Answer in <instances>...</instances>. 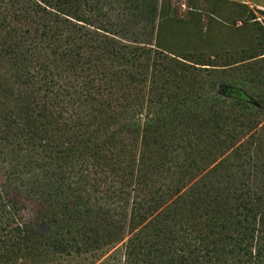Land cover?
<instances>
[{"label":"trees","instance_id":"16d2710c","mask_svg":"<svg viewBox=\"0 0 264 264\" xmlns=\"http://www.w3.org/2000/svg\"><path fill=\"white\" fill-rule=\"evenodd\" d=\"M160 1L0 0L6 262L35 259L36 217L60 207L95 256L140 228L133 264H264V183L244 182L237 161L256 158L250 174L264 181V89L255 86L264 22L250 10L237 16L232 34L252 35L223 58L162 41ZM213 1L228 3L205 0ZM153 45L167 58L162 72L145 67ZM238 51L251 54L237 59ZM227 69L241 72H218ZM214 200L231 210L218 230L200 221L201 205ZM170 206L163 227L147 233Z\"/></svg>","mask_w":264,"mask_h":264},{"label":"rangeland","instance_id":"374dc122","mask_svg":"<svg viewBox=\"0 0 264 264\" xmlns=\"http://www.w3.org/2000/svg\"><path fill=\"white\" fill-rule=\"evenodd\" d=\"M223 1H227L228 3H216L213 1L212 4H208L205 0H191L193 5H198L201 9L200 13H197L190 11L191 8L188 6L189 0H161L160 7H162L163 13L168 17H164V20L161 22L160 27L162 31L158 29L159 33L162 32L161 40L172 41L175 39L178 40V42L181 41V44L184 45L183 48L190 49L192 48L191 46H196L209 51L210 54L211 52L220 51L219 53H223V58L231 53L230 48L234 46L237 47L242 43L247 45L252 32H245L246 34L243 36H235L232 34L235 29L232 24L235 19H237V16L245 18L248 14V10L254 12L258 17V21L263 24L264 15L260 14L259 11L264 12V0ZM235 3L242 4L246 9L235 6ZM215 4H217V6H215ZM241 24V22H238L237 27ZM210 26L213 27L211 30ZM196 49L197 48L193 50ZM148 50L151 51H149L147 55L145 54L146 58L144 59L147 72H162L158 62H166L167 58L158 54L159 50L155 45L149 47ZM238 52L239 53H233L236 55L234 56L237 59H246L251 54V51ZM139 59L141 58H138V60ZM141 62L143 61H140V63ZM249 64L251 63H245V65ZM164 72H167L166 69H164ZM218 72L241 71L227 69L226 71ZM243 74L248 75L249 73L243 72ZM260 78L257 79L255 86H258L259 89L262 90L264 89V75L261 79ZM202 79H206L203 74L199 78L200 82H203ZM248 79L249 83L253 80L249 77ZM221 84L222 83H218L219 90ZM242 155L246 154L244 153ZM255 160L257 159L249 157V155L241 160H237L239 163L245 164L243 170H245V174L248 176L247 178L243 177L242 180L247 184L254 185L257 183H264V181H260L250 174ZM4 180V176L0 174V182ZM201 206L203 211H201L200 221L203 224L214 227L213 230L222 229V226L231 222L229 216L231 210L226 202L214 200L210 206L205 203ZM30 207L31 206H29V208ZM175 209L176 207L174 206L160 209L161 211L157 214L158 216L156 215L155 220L145 227L147 228L146 232L153 234L159 229L158 227L162 228V224L171 217ZM28 211L29 209H26L25 212ZM62 212L63 210L58 207V210L53 215H37L32 234V242L36 250L34 260H32V258L21 260L18 257L17 259L6 262L5 259L0 257V264H133L132 257L129 260L127 253L129 252L130 243L137 239L136 235L138 231H140V228L126 235L125 239L118 244L108 249H103V251H98L95 253L98 254V256H95L94 253L84 252V239L70 232L68 223H72L73 221L71 213L67 212V214H63ZM26 218H28V215H26ZM1 240H3V237Z\"/></svg>","mask_w":264,"mask_h":264}]
</instances>
